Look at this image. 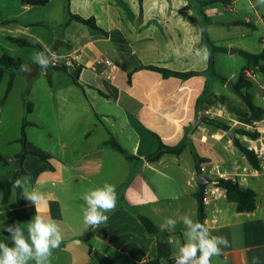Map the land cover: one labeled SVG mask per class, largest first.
I'll return each mask as SVG.
<instances>
[{
    "label": "crops",
    "instance_id": "1",
    "mask_svg": "<svg viewBox=\"0 0 264 264\" xmlns=\"http://www.w3.org/2000/svg\"><path fill=\"white\" fill-rule=\"evenodd\" d=\"M197 1L144 0L141 21L139 0L68 1L73 14L94 17L105 34L77 21H67L64 27H50L32 19L38 6L23 0H0L1 42L16 45L8 38H39L44 50L57 54L45 70L50 76L45 91L48 96L40 98L39 105L35 99L31 101L34 109L28 116L34 117L38 109L39 119H28L32 125L27 127L29 144L40 141L39 151L53 157L54 169L32 160L34 156H28L23 164L32 177L31 186L46 194L47 203L40 211L57 220L62 229L63 241L54 250L51 264H73V254L65 247L74 240H84L90 247L89 264H174V241H183V226L178 224L174 231L161 230L159 226L165 218L183 214L199 221L202 208L211 234L227 237L230 244L221 255L212 258L211 264H252L253 257L258 258V264H264V163L260 170H255L232 142L233 128H251L253 123L264 121V83L258 87L262 101V107L255 103L258 115L241 116L237 112L241 107L239 96L231 87L229 93L224 90L234 74L226 82L215 77L211 88L208 73L182 80L140 69L156 66L177 72H207L211 58L215 69L214 52L202 45L203 38L206 36L217 46L231 38L241 21L224 13H246L241 9L245 2L227 0L240 5L239 9L228 10L225 3L202 6ZM52 3L49 0L42 7L48 8ZM247 7L251 10L245 17L247 26L253 31L264 28V6L249 0ZM261 40L264 43V37ZM203 48L210 52L206 59L195 54ZM225 48L238 49L233 45ZM4 54L7 53L0 58ZM104 58L110 59L116 68L97 66V61ZM56 62L67 66L64 72L70 74L77 75L80 67L79 85L74 82L73 86L82 89L83 96H52L55 83L51 71L62 72L55 69ZM29 68L33 76L39 73L38 65L32 63ZM102 71L114 74L115 79H107ZM81 80L86 83L85 89ZM58 89L61 93L67 88ZM89 94L93 97L89 98ZM31 95L29 90L28 96ZM256 98L254 95V101ZM48 111L50 114L46 115ZM204 117L223 120L231 129L209 126L202 122ZM30 129H35L31 131L32 137ZM36 133L39 140L34 137ZM152 133L168 146L185 143L186 148L181 155L165 154L159 161L149 162L146 157L158 149ZM111 138L138 159L130 161L113 149L107 144ZM251 141L241 138L250 149L256 146ZM21 151L14 153L10 162L0 153L5 158L0 159V182L19 172L17 156ZM193 152L210 160L202 167L215 166L225 179H236L243 188L254 190L256 209L238 212L237 204L219 186L222 196L201 204L196 182L201 175L196 171ZM204 175L210 178L209 174ZM106 182L116 186L118 203L114 211L106 213L108 220L103 225L91 228L83 223L81 196ZM2 199L0 193V241L10 245L6 226L20 223L25 227L36 215V208L26 198L21 205L15 190L7 204ZM141 217L149 218L158 233H148ZM159 242L169 245V257L159 255Z\"/></svg>",
    "mask_w": 264,
    "mask_h": 264
},
{
    "label": "trees",
    "instance_id": "2",
    "mask_svg": "<svg viewBox=\"0 0 264 264\" xmlns=\"http://www.w3.org/2000/svg\"><path fill=\"white\" fill-rule=\"evenodd\" d=\"M23 1L32 6H46L49 3V0H23ZM139 1H140V7H141V17H140V21H141L142 15H143V1L144 0H139ZM214 2L227 3V1H224V0H204V1H199L198 3L204 6V5H208L209 3H214ZM67 14H68V23L71 21H77L79 23H82L90 27L93 30L104 32L102 28H100V26L98 25L94 17L85 18L80 15L73 14L70 11L69 6H67ZM104 33L107 34L106 32ZM8 39L11 42L15 43L16 45H18L19 47L36 49L38 51H44V48L39 43H35L33 40H29L25 38H14V37H9ZM202 45L207 46L208 49L212 52L238 54L247 60L248 66H246L242 70L237 82L234 84V92L246 104L250 113L253 116H257L258 111H257L256 104L254 101V95L251 92L253 88V81L251 80V78L246 76V72L250 71V68H253L255 69V71H258L264 75V49L259 54H253L245 50H241V49H228L225 47L217 46L215 43L210 41L206 36H204L203 38ZM21 64H24L22 59L15 58L9 54H4L0 58V82L4 79L7 73L10 74V81H9L6 97L10 94V92L13 89L16 73L17 71H20L19 69H20ZM77 68H78L77 69V80H75V83L79 85L78 75L80 73V67H77ZM55 69L61 70V71H67L68 67L65 66L64 64H57L55 66ZM140 69H147V70L158 72L162 74V76L165 78L175 77V78H180L182 80H187L191 77L198 76V75H205L209 72L216 73L214 69L213 58H211L210 65H209L207 72H193V71L177 72V71L160 68L156 66H141ZM218 77L222 79L223 82L227 81L226 78H222L220 76ZM28 95H29V90L25 93V104H26L27 112L31 113L34 109V105L32 102L27 100ZM202 122H204L205 124L209 126L220 128L224 131H228L231 129L229 124H227L226 122L220 119H211V118L204 117ZM30 125L32 124L25 118L23 121V125H22L21 137L19 139V142L22 145V151L17 156V159L20 164L19 172L15 176L0 182V193L3 194V199H2L3 204H7L9 202L14 190L16 191L18 202L21 205L25 204V198L21 195V189L14 188L13 181L17 179L18 177H22L25 175H28L31 177V175L27 173L25 169L23 168V164L28 156L37 157L40 161H42L43 163H46L51 170L54 169L51 163V160L53 159V157L50 154L29 148L27 127ZM152 134L158 142V149L156 152L146 157V160L149 162H157L165 154H173L177 156L181 155L186 148L185 143L179 146H176V147L168 146L164 144L160 136H158L155 133H152ZM242 137H248L251 140H258L261 138V133L257 131H252L245 126H240V127L233 128V138H232L234 148L246 157L248 163L255 170H260L261 162H260L259 156L255 153L253 149L248 148L246 145H244L241 142ZM107 144L110 145L113 149H115L120 154L125 155L127 159L130 161H134L138 159L135 156L128 155L127 152L124 150V148L120 145V143L117 142L114 138H111L107 142ZM193 154H194V158L196 161V171L198 175H202V171H201L202 165L209 162L210 160L208 158L201 157L196 152H193ZM0 159L5 160V158L3 157H0ZM31 180H32V177H31ZM217 185L225 189L228 198L237 204L238 212H253L256 209V192L254 190L249 189V188H246V189L243 188L239 184V182L233 178H227V179L220 178L217 180ZM141 221L148 233L150 234L158 233L157 226L149 218L141 217ZM205 221H206V214L204 212V209L202 208V210H200V213H199V222L205 223ZM158 252L161 257H164V258L169 257L170 255L169 245L166 242H159Z\"/></svg>",
    "mask_w": 264,
    "mask_h": 264
},
{
    "label": "clouds",
    "instance_id": "3",
    "mask_svg": "<svg viewBox=\"0 0 264 264\" xmlns=\"http://www.w3.org/2000/svg\"><path fill=\"white\" fill-rule=\"evenodd\" d=\"M256 4L264 6V0H256ZM35 43H40L37 38ZM197 56L207 58L210 52L207 48L197 49ZM57 54L45 49L34 51L32 63L41 69H47L56 59ZM21 72H28L27 64H21ZM14 188L21 189V195L35 205L36 215L21 227L20 223L6 226L10 234L11 245L0 241V264H51L54 250L63 241L62 229L59 222L40 211V207L47 203L46 194L31 186V177H18L13 181ZM83 223L91 228L103 225L108 216L106 213L114 211L118 203L116 186L104 183L88 189L81 196ZM39 206V207H38ZM183 226V241H174L175 264H211L214 256L222 254V249L230 246L225 236L212 235L205 223L194 220L187 214L176 218L167 217L159 226L161 230L174 231L177 225ZM252 264H258V258L253 257Z\"/></svg>",
    "mask_w": 264,
    "mask_h": 264
},
{
    "label": "rangeland",
    "instance_id": "4",
    "mask_svg": "<svg viewBox=\"0 0 264 264\" xmlns=\"http://www.w3.org/2000/svg\"><path fill=\"white\" fill-rule=\"evenodd\" d=\"M68 1L69 0H53L52 5L48 8L38 6L36 7L35 12L32 13V19L37 21H42L50 27H57L58 25H62V27H64L68 21V14H67ZM242 1L245 2V5L244 8L241 9L251 11L250 9H248V7L247 9L245 8L246 6H248L249 0H242ZM215 6L221 8L220 4H216ZM234 7L235 8L237 7V9H239L240 5L236 3ZM247 11L246 13L245 11H240L238 15L235 12L224 13L227 14V16H229L230 18L238 17V19H240L239 21H241V24H239L237 32L233 33L231 38H227L223 40L222 43L219 44L220 46L228 47V45H233L235 48L242 49L253 54H257L261 52V50L264 47V43H262L261 40V38L264 37V28L254 31L252 28H249L245 22ZM3 45H5L6 47H4ZM8 46L14 48V50L13 51L10 50ZM34 51H38V50L22 48L14 44L7 43L6 41H2L0 44V56L2 53H7L15 58H21L24 64H27L28 66L32 64L31 56ZM214 57L216 61V67H215L216 73L213 72L208 73V78L210 79L211 88L213 86L215 77L220 76L222 78H229L232 74H234V77L231 80H229L225 85L226 88L224 90L225 92L227 91L229 93L231 92V90L229 89L230 88L229 82L232 81L234 84L237 82L242 70L246 66H248L247 60L238 54H233V56H231L230 54L227 53L214 52ZM45 70L46 69L40 68L39 73L36 76L31 75L30 71H28L29 73L27 74H23L20 71H17L18 74L15 80L14 88L7 98L6 95L10 81V74L7 73L4 79L0 82V153H2L5 157H7V160L9 162L13 159L14 153L19 152L22 149V145L18 142V139L21 137L22 125L24 119L25 118L27 120L31 118L36 120L39 119L40 115L38 109L36 110L34 117L28 116L29 114L27 112V108L25 104V93L27 92V90H31L32 95L31 97L27 96V100L31 102L33 101V99H35L38 105L40 98L48 96V94H46L45 91L47 88H49L48 86H49L50 76L48 77L45 74ZM51 72H52L51 76L54 77V83H55L54 84L55 90L52 96L55 99L59 96H67V97H74V96L78 97V95L83 96V90L73 86L75 84L74 83L75 80H77L76 73L70 74L64 71L59 73H56L55 71H51ZM255 73L256 71L253 72V76L251 77V80L254 79L255 81L254 88L251 90V92L253 95H255V97H257L255 103L258 106L262 107L261 97L258 95V87L260 83H264V75L261 74L260 72H257L256 75ZM220 80L223 82L222 79ZM81 84H82L81 87L85 89L86 88L85 81L81 80ZM60 86H65L67 89L63 90L60 93V90L58 89ZM69 86H71L70 89L68 88ZM88 97L89 98L93 97V95L89 94ZM239 100L241 107H238L237 112L241 116H245V115L250 116L251 113L248 107L246 106V104L241 99ZM45 113L46 115L50 114L49 111ZM106 127H108L107 124ZM32 130L31 129L29 130L30 137H32L31 136ZM34 137L37 140H39L37 133L34 134ZM38 143L29 144V148L34 150H40L39 148L40 144ZM32 160H35L36 162H40L39 159H37V157L35 158L33 157ZM210 169L212 170L211 174L213 178H218V179L224 178L219 176V172H218L219 170L215 166H212ZM228 173H230V171H228Z\"/></svg>",
    "mask_w": 264,
    "mask_h": 264
},
{
    "label": "built area",
    "instance_id": "5",
    "mask_svg": "<svg viewBox=\"0 0 264 264\" xmlns=\"http://www.w3.org/2000/svg\"><path fill=\"white\" fill-rule=\"evenodd\" d=\"M224 1H227V0H224ZM226 7L228 10H232L234 9V2H227L225 3ZM67 62L69 63V65H73V62L71 60H67ZM58 63L56 62V65ZM97 66H105L107 68H116L115 64L110 60V59H107V58H104V59H100L97 61ZM102 75L105 76L107 79H115V75L114 74H111V73H107L106 71H102ZM246 76L251 78L253 76V72L251 71H247L246 72ZM252 131H257L259 133H261V137H262V132L264 131V121L262 122H255L252 124V127L251 128H248ZM253 144L255 143L256 146H254L253 149L255 151V153L259 156L260 158V162L261 164L264 163V136L263 138H260L258 140H252L251 141ZM202 174H209L210 175V178L212 180V183L214 185L213 188H210L207 186L206 188V191H205V195H204V202H208L211 198H219L222 196V192H220V189L217 188V180L218 178H213L212 177V170L210 168H205V167H202ZM219 176L220 177H224V175H221L219 173ZM210 184V185H211ZM220 187V186H219ZM225 190V189H224ZM226 192V190H225ZM175 264V263H174Z\"/></svg>",
    "mask_w": 264,
    "mask_h": 264
},
{
    "label": "water",
    "instance_id": "6",
    "mask_svg": "<svg viewBox=\"0 0 264 264\" xmlns=\"http://www.w3.org/2000/svg\"><path fill=\"white\" fill-rule=\"evenodd\" d=\"M229 87L234 89V84L229 82ZM196 182L199 187L200 203L202 204L206 188L212 183V180L206 175H201L196 179ZM65 248L73 254V264H89L91 262L90 247L84 240L68 242Z\"/></svg>",
    "mask_w": 264,
    "mask_h": 264
}]
</instances>
